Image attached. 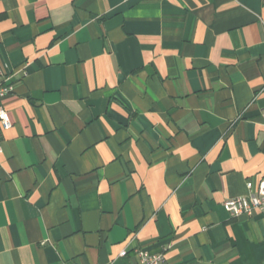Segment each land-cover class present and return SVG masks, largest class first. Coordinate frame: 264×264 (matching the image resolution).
Wrapping results in <instances>:
<instances>
[{"label": "crops", "instance_id": "crops-1", "mask_svg": "<svg viewBox=\"0 0 264 264\" xmlns=\"http://www.w3.org/2000/svg\"><path fill=\"white\" fill-rule=\"evenodd\" d=\"M0 67V264H264V0H0Z\"/></svg>", "mask_w": 264, "mask_h": 264}, {"label": "built area", "instance_id": "built-area-1", "mask_svg": "<svg viewBox=\"0 0 264 264\" xmlns=\"http://www.w3.org/2000/svg\"><path fill=\"white\" fill-rule=\"evenodd\" d=\"M12 91L13 85L8 83V78H4L3 70L0 67V129H9L12 126L10 115L1 101ZM247 188L250 190L248 195L233 197L224 202V208L232 217L252 216L255 212L264 214V178L259 182L257 189H254L253 183H248ZM125 255L126 251H122L121 256ZM136 256L139 264H166L163 254L151 255L143 250H137Z\"/></svg>", "mask_w": 264, "mask_h": 264}]
</instances>
